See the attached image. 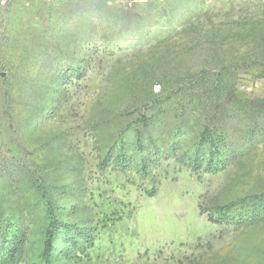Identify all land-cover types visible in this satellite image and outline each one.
<instances>
[{"label":"rangeland","instance_id":"1","mask_svg":"<svg viewBox=\"0 0 264 264\" xmlns=\"http://www.w3.org/2000/svg\"><path fill=\"white\" fill-rule=\"evenodd\" d=\"M0 264H264V0L0 2Z\"/></svg>","mask_w":264,"mask_h":264},{"label":"built area","instance_id":"2","mask_svg":"<svg viewBox=\"0 0 264 264\" xmlns=\"http://www.w3.org/2000/svg\"><path fill=\"white\" fill-rule=\"evenodd\" d=\"M107 7L134 8L142 0H102ZM4 3V0L0 1Z\"/></svg>","mask_w":264,"mask_h":264}]
</instances>
